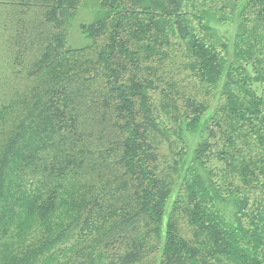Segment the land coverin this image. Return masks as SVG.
Returning <instances> with one entry per match:
<instances>
[{
  "label": "trees",
  "instance_id": "1",
  "mask_svg": "<svg viewBox=\"0 0 264 264\" xmlns=\"http://www.w3.org/2000/svg\"><path fill=\"white\" fill-rule=\"evenodd\" d=\"M0 264H264V0H0Z\"/></svg>",
  "mask_w": 264,
  "mask_h": 264
},
{
  "label": "rangeland",
  "instance_id": "2",
  "mask_svg": "<svg viewBox=\"0 0 264 264\" xmlns=\"http://www.w3.org/2000/svg\"><path fill=\"white\" fill-rule=\"evenodd\" d=\"M93 17L94 13L89 7L83 6L79 9L69 31L68 45L73 47H79L87 42L86 38L80 32L79 24L88 23L93 19ZM228 31H230L229 28ZM186 138L190 144V148H192L193 145H195L196 142L199 140V136L193 134H187Z\"/></svg>",
  "mask_w": 264,
  "mask_h": 264
}]
</instances>
